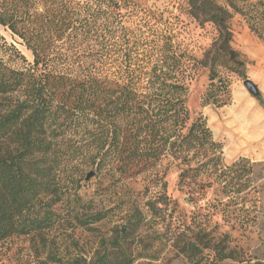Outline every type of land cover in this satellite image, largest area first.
Here are the masks:
<instances>
[{
	"label": "trees",
	"instance_id": "obj_1",
	"mask_svg": "<svg viewBox=\"0 0 264 264\" xmlns=\"http://www.w3.org/2000/svg\"><path fill=\"white\" fill-rule=\"evenodd\" d=\"M140 6L133 0H0V25L33 53V62L23 68L0 58V242L50 228L56 220L51 207L66 194L72 196L70 219L83 226L104 220L105 210L80 216L83 198L76 180L66 188L56 182L64 170L82 172L81 163L161 177L177 167L179 189L205 211L180 223L172 237L177 251L194 264L207 255L210 264L236 257L229 233L209 228L214 216L240 229L259 223L258 163L242 156L226 163L207 119L192 116L187 105L199 66L210 70L202 106L229 102L219 57L245 67L231 46L233 12L215 0H189L190 14L217 29L213 46L198 59L148 27ZM45 199L41 212L37 206ZM156 205L149 202L153 210ZM133 213L91 259L68 264H132V245L142 241L138 207Z\"/></svg>",
	"mask_w": 264,
	"mask_h": 264
},
{
	"label": "rangeland",
	"instance_id": "obj_2",
	"mask_svg": "<svg viewBox=\"0 0 264 264\" xmlns=\"http://www.w3.org/2000/svg\"><path fill=\"white\" fill-rule=\"evenodd\" d=\"M133 1L141 5L140 15L146 19L148 27L170 38L175 46H185L193 57L201 59L213 46L217 37L215 25L196 20L190 14L189 0ZM215 1L233 12L228 19L233 35L231 46L240 53L245 67L238 66L228 56L219 57V77L228 81L230 95L229 102L222 107L202 106L203 94L210 83V70L197 67L196 75L189 82L187 105L192 116L201 113L207 119L214 138L223 144L222 156L226 163L241 156L258 163L256 184L260 217L257 225L240 229L223 225L220 217L214 216L209 228H215L217 235L229 233V246L235 249L236 257L226 260L227 264H264V5L261 3L264 0ZM231 4L242 7L245 14L230 7ZM133 28H137L136 25ZM0 58L14 68H23L33 62V53L22 39L0 25ZM246 79L257 85V95L245 86ZM84 164H79L84 168L79 173L70 169L62 171L56 182L65 188L71 186L73 179L81 184L78 190L83 198V207L79 209L81 217L100 210H105L107 217L89 226L70 219L72 196L68 198L66 194L51 207L56 220L50 228L42 233L16 234L0 242V264H68L78 257L89 260L102 240L110 238L116 226L135 214L133 207L139 209L141 220L137 234L142 241L138 247L132 245L131 252L136 257L132 264H194L177 251L172 237L180 223H190L195 214L205 211L197 210L198 206L179 189L177 167L173 166L161 177L149 172L121 175L109 168L98 171ZM89 174L92 175L88 178ZM211 197L210 191L207 198ZM159 198L167 202L159 203ZM155 200L157 205L153 210L149 202ZM45 202L46 199L39 203V211H44ZM209 260L211 255L204 256L201 264H210Z\"/></svg>",
	"mask_w": 264,
	"mask_h": 264
},
{
	"label": "water",
	"instance_id": "obj_3",
	"mask_svg": "<svg viewBox=\"0 0 264 264\" xmlns=\"http://www.w3.org/2000/svg\"><path fill=\"white\" fill-rule=\"evenodd\" d=\"M244 84H245V86L248 88V90H249L252 94L257 95V94L259 93V89H258L257 85H256L254 82H252L251 80L246 79V80L244 81ZM91 175H92V174H89V175H88V178H89Z\"/></svg>",
	"mask_w": 264,
	"mask_h": 264
}]
</instances>
